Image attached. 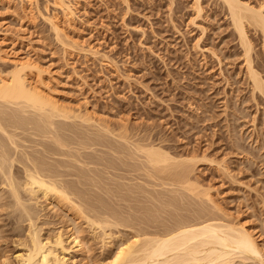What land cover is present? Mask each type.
I'll list each match as a JSON object with an SVG mask.
<instances>
[{
  "label": "rangeland",
  "instance_id": "374dc122",
  "mask_svg": "<svg viewBox=\"0 0 264 264\" xmlns=\"http://www.w3.org/2000/svg\"><path fill=\"white\" fill-rule=\"evenodd\" d=\"M241 1L264 12V0ZM66 3L73 11L70 16L57 7L55 0H0V77L5 78L18 63L30 64L34 68L30 73L33 86H39L45 96L48 94L47 97L73 116L62 122L56 119L57 126L64 124L63 127L68 128H62L66 134L59 131L69 140L68 150L60 148L61 156L47 155L45 147L51 146L52 141L45 138L47 144L44 142L47 140L30 135L36 134L35 130V133L30 132L31 128L25 132L8 128L21 132L17 133L19 137L15 134L12 138L20 148L5 141L14 148L11 154L22 149V155L14 153L18 159L24 158L28 151L29 156L45 158L59 174L63 173L57 177L61 180H57L70 182L76 191L80 189L81 194L91 195L92 211L106 213L111 208L113 213H121L122 216L117 213L116 216L123 217L128 227L111 228L114 233L117 230L113 235L115 242L117 238L130 236L135 229L147 230V237L161 234L168 226H174L175 218H196L194 213L200 209L204 215L206 210L205 217L215 215L223 225L246 229L264 253V96L253 90L248 69L250 64L264 81V35L247 25L252 47L247 51L248 57L221 0H66ZM52 25H56L58 34ZM12 107L14 112L10 106L4 109L12 114L19 111ZM30 114L26 113L25 117L36 118L33 112ZM98 133H103L101 138L108 137L101 139ZM85 141V146L92 142L97 146L93 143L89 145L93 147L86 148L81 144ZM141 147L163 151L173 160L169 161L171 166L183 160L181 163L185 162L191 183L196 185L195 191L189 192L149 168L142 152L139 154ZM41 153L46 154L48 160L44 154L39 155ZM2 188L0 185V190ZM3 191H0V206L7 204L0 207V264L2 261L16 264L15 255L21 251L17 241L25 237L27 223L21 222L20 212L12 205L14 212L11 209L13 213H9L11 200ZM23 194L22 202L25 197L29 198L24 204H29L28 207L35 210L30 211L38 216V221L33 219L40 224L41 233H47L44 237L58 231L67 234L74 226L65 207L50 206L39 197L40 200L35 199L37 204ZM207 195L213 204L207 201ZM85 198L91 200L87 195ZM100 198L105 202L101 203ZM63 213H67L68 218ZM84 220L82 223L79 218L78 226L82 224L85 230L78 228L82 231L80 235L86 237L87 252L91 251L87 255L92 262L104 264L109 250L99 238L92 241ZM127 220L133 227L127 225ZM71 251L75 260L71 264L79 263L81 254ZM256 262L236 258L230 264H259Z\"/></svg>",
  "mask_w": 264,
  "mask_h": 264
},
{
  "label": "bare ground",
  "instance_id": "6f19581e",
  "mask_svg": "<svg viewBox=\"0 0 264 264\" xmlns=\"http://www.w3.org/2000/svg\"><path fill=\"white\" fill-rule=\"evenodd\" d=\"M55 1H56L57 7L59 6V8L62 9L63 13H65L68 16L73 14V11L67 5L68 3H66V0H55ZM221 1L223 2L224 6L226 7V9L228 11V14L230 16V20H231V23L233 25V28L236 30V32L238 34L240 44L243 46L244 50L247 53V51H249L252 47L250 45L251 43H250L249 38L247 36L246 27H247V25L253 26L255 29L257 28L256 30L259 29L258 31H260L262 33V35H264V12H262L261 8L258 10H255V8H252L249 4H246L241 0H221ZM196 4H198V3H196ZM198 7H197V9H198ZM198 12H199V9H198ZM52 26H54V25H52ZM53 29L55 30V32L59 31V30H57L56 25L53 27ZM262 39H264V38H262ZM244 54H245V52H244ZM247 56H248V53H247ZM247 56H246V59H247ZM248 57H250V56H248ZM249 60H251V59H249ZM29 65L18 63L16 65H14L13 71H10L9 74L5 78L0 77V134L2 133L1 134L2 137L3 136L6 137L5 138L6 140H5L4 138H2L0 136V185H1V188L2 187L4 189L6 188V191L5 190L3 191V188L0 191L7 193V197L11 200L10 201L7 199L8 201L11 202V204L9 205L10 207H8V209L7 208H5V209H7L8 211L10 209V211H9V213H10L12 206L15 207V209H18V213L20 212V214L22 215L21 216L19 214L20 217L23 218V219L20 218L21 222H23L22 220H24V222L26 221V223H27L26 224L27 229H25L26 234L24 235L25 237L24 238L22 237L23 239L17 241L18 242L17 247L20 246L19 248H21V251L17 255H15V259L17 261V263L15 261L16 264H71L75 261L73 259V255L71 253L72 252L71 250L78 252L79 255L81 254V256H82L81 261L80 262L78 261L79 263L76 262V264H97L94 260L92 262V258H91V256H89L90 255L89 253L91 252L90 249H88L90 252L89 251L87 252V249L85 247V245L87 244L86 243L87 241L86 242L84 241V238H86V237L83 238V235L82 236L80 235L81 230H79L78 227H80V229H82V228L84 229V227H81V226H83L82 224L78 226V224L80 223V222H78L79 218L81 219L82 223H83V220L85 219L84 220L86 223L85 225H87L89 228V231L88 230L87 231L92 236V238H91L92 241L94 240L93 238H99L98 241L102 243L104 248L105 249L108 248L109 251L106 252L107 254L104 257L105 258L104 264H230L232 261H235L236 258H238V260L239 259L242 260V262L243 261L246 262L247 260H252L255 262L256 261L259 262V264H264V253H262V251H261L262 249H260V247L258 246V242L255 241L253 236L246 229L241 228V227L240 228H234L233 226L223 225V223H221L217 219L218 217H216L215 215H212V216L208 215L211 217H205L206 216V210H204L205 211V215H204L203 212L200 211L198 206L197 207H198L199 211L198 212L196 211L197 212L196 214H198V216L193 212L194 215L196 216V218L181 220V218L177 217V218H179L178 220H180V221H177V218H175L176 223L174 222L175 223L174 226H172V227L168 226V228L166 230L164 229V231L161 234L157 232L158 234L155 233L157 235H154L153 234L154 232L153 233L151 232L153 234V236L147 237V234H146L147 230H146V232H142L145 230L137 231L134 228L135 229V232H134V230H132V228H130L129 230H132L133 233L130 234V236H129V234H127L129 237L127 236L125 239L124 238L122 239V237L120 235H118V237H121V238L115 237L118 239V240H116L117 242H115L113 240V235L115 236L117 230L114 233L111 231V228L116 229V227L118 228L120 226V228L124 229L125 227H128V226H126L124 219H122L123 217L119 218L116 216V213H117V215H121V213H118V211L115 212L116 210L114 211L115 213H113L111 208L108 209V210L111 209L110 212L108 210H106V213H101V211L97 212V210L92 211L93 210L92 206H94V203L91 206V202L93 200L90 198L91 195L89 196V194H86V192L84 193L85 195H87L91 199V200H88L85 198L84 194H81L82 193L81 191L79 192L80 189L76 191V189H74L73 186H70V182L67 183V181H66V184H68V185H66L62 181H59L61 179H59L57 177L61 174L63 176V173H61V171H59L61 173V174H59L51 166L50 163L45 161V158L39 159V157H35L33 154L35 152H32L33 157H35V158H33L31 155L29 156L28 155L29 151H28L27 154L24 153V155H23L24 158H22V156H21L22 159L21 158L18 159V157L16 155H18L20 150L22 152H24L22 149H20L18 152H16L17 150L14 151V153L16 152V155H14V153H12L13 154L12 155L11 150L13 152L14 148L13 149H12V147L10 148L9 147L10 145L13 144L12 146H14L16 149H17V147L20 148V146H15V142L17 140L15 141L12 139V138H14L15 134H16V137L18 136L17 133L19 132V130L17 133L14 131L15 132L14 133L12 131L13 129L14 130L15 129L16 130L21 129V131L24 130V132H25L26 129L29 130L31 128V129H33V131H30V132H32V133L36 132V134H30V135H32V136L37 135L35 137L37 138L39 136L38 138L40 140H42V138H43V140L45 138H49L50 139L49 142L52 141V142H50L52 145L50 144L51 146H47V148L44 146L46 149L45 153H46V151L48 152L47 155H49V154H51V155L54 154V156L57 154L60 155L61 154L60 148H66V147L68 148V145H69V143H68L69 140L67 141V139L65 138V135L62 136V134H60V133L64 132V131H62V128L63 129H64V127L66 128L67 125L65 124L66 126L63 127L64 124L61 125V123H60L61 126L60 127L57 126V125H59V123H57L58 121L56 122V119H62L61 120V122H62L65 119L70 120L71 118H73V116L71 117V115H70L71 113H68L69 110L66 111V108L61 109L60 105L58 104L59 105L58 106L56 104V102L53 101L54 99L52 100L49 97H47L48 94H47V96H45L44 93H42L43 91L40 90L39 86L38 87L33 86V83H31V81H30V73H32L31 70L34 68H32ZM249 66H250V64H249ZM249 66H248V69H249L250 78L252 81L253 90L255 92L257 91V92L261 93L262 96H264V81H262V78L259 75V73L256 70H254V68L252 66H250V67ZM9 106H10L11 111L14 110V109H11V106H13L14 108H17L16 110H19V111L12 114V112L9 110V112H11V113H9L7 109H4V108L9 109ZM29 111H31V112H29ZM32 112L36 115V118L30 119V118H32L31 116H30V118H28L29 116L25 117L26 113H29V115H31L30 113H32ZM33 117H35V116H33ZM85 121H86V119H85ZM75 127H76V125H75ZM8 128H10L12 130L9 131ZM70 128H71V126H70ZM60 129L62 132L59 133ZM66 129H68V128H66ZM34 130H35V132H34ZM72 132L74 133V131H72ZM76 132H80V131H76ZM76 132L74 134L76 136L75 138H77V135H78ZM85 132H86V130H85ZM20 133L21 132H19V134ZM64 133L66 134L67 132L65 131ZM88 134H90V133H88ZM99 134H100V138H101L103 133L102 134L98 133L97 135H99ZM70 135L72 137V134H70ZM94 136H95V134H94ZM105 136H107V135H105ZM16 137H15V139H16ZM80 137H81V135H80ZM90 137H91V135H90ZM98 137H96V139ZM107 137L103 136L101 139L107 138ZM115 137H116V135H115ZM89 138L88 139L86 138V139L89 140L88 142H91V140H90L91 138L90 139ZM45 140H47V139H45ZM80 140H81V138H80ZM80 140H78V141H80ZM5 141H7V142L9 141L10 145L8 146L7 145L8 143ZM86 141L84 143L81 142L82 146H84L86 148L90 144L94 143V142H92L90 144H87V146H85L83 144H85ZM92 141H94L93 138H92ZM44 142L49 144L48 140L44 141ZM96 142H99V140ZM102 142H104V141H102ZM40 143H42V141ZM53 144L55 146H53ZM110 144H111V142H110ZM41 145H44V144H41ZM97 145L99 146V145H101V143L99 142V144H97ZM127 145H128V143H127ZM78 146H80V144ZM91 147H93V146H89L88 148H91ZM137 147H139V146H137ZM69 148H70V146H69ZM82 148L83 147H81V149ZM86 148H83V149H86ZM142 149L143 150H141V151L139 149H137V150L140 151L139 154L142 152L141 154H143L145 157V161H144L145 164L149 168L151 167V169H153L154 172L156 170L157 173L165 175L164 178L167 176V179L169 178L168 180L171 179V181H173V183L174 182H177L176 184L179 183L181 185V186L179 185L181 188L184 187L189 192L195 191L194 189H196V187H195L196 185L191 183L189 176H188V174H190V173L188 172L187 167L185 165H183L185 162L181 163L183 160L180 161V163L177 164L176 166H171L172 164L169 161H173V160H171V158H169V156L167 154H164L163 151L161 152L160 150H157L158 148L151 149V148L147 147V149H144V148H142ZM134 150L136 151L135 148H134ZM39 151H41V150H39ZM39 151H38V153H39ZM111 151L114 153L113 150H111ZM77 152H74V153H77ZM66 153L67 152H65V154ZM19 154L22 155L23 153L20 152ZM37 154H35V155L37 156ZM43 154L41 153L39 155H43ZM68 154L69 153H67L66 156H68ZM44 155H43V157H46V160H48L47 155L46 154H44ZM14 156L17 158H15ZM62 156H65V155L62 154ZM72 156H73V154H72ZM79 156H80V154H79ZM114 156L116 157V155H114ZM119 156H120V154H119ZM40 157H42V156H40ZM74 157H76V156L74 155ZM136 157H137V155H136ZM132 159H133V157H132ZM90 160H91V158H90ZM99 160H101V159H99ZM76 161H78V160H76ZM57 162H56V164H57ZM15 163H16V165H17V163L19 164L17 168H16V165L14 166ZM65 163H66V161H65ZM173 164H175V163L173 162ZM57 166L58 165H56V167ZM63 166H64V164H63ZM73 166H74V164L72 165V167ZM106 166H108V165H106ZM78 167H79V165H78ZM68 168H69V166H68ZM136 168H138V167H136ZM189 168H192V167L190 166ZM133 169H135V168H133ZM78 170H79V168H78ZM138 170H140V169H138ZM82 172H83V170H82ZM87 172H86V174H87ZM81 174H83V173H81ZM144 174H146V173H144ZM147 174H148V172H147ZM147 174H146V177H147ZM59 177H61V176H59ZM56 178L59 180H57ZM148 178H149V175H148ZM77 180H76V182H77ZM162 180H164V179H162ZM93 181H95V180L93 179ZM79 183H80V181H79ZM72 185H74V184H72ZM78 186H79V184H78ZM173 186H174V184H173ZM97 189H98V187H97ZM128 190H129V188H128ZM22 193H24L25 195L30 197L29 201H35V199L37 200L39 197V198H43L42 200L43 201L45 200V202H47V204H49L50 206L51 205H54L57 207L59 206V209H61V207H62V209L65 207L66 211L71 214L70 215L71 216L70 222H72V224H74V226L71 225L72 227H71V229H68L69 231L67 232V234H62L60 231H58V232L54 233V235L51 237H50V235H49V237H44L43 235H46L47 233L46 234L41 233V230L38 227V225L40 226V224H37L38 220L36 219L38 216L35 217V215H34V214H36V213H34L35 210L33 208L31 209V207L29 208L28 207L29 204L27 206H25L24 203L28 202L26 200H28L29 198L25 197L24 194H23V196L25 198L24 197L23 198H24L25 202L24 203L22 202L23 201L21 198ZM196 193H198V192L196 191ZM202 194L205 195V193H202ZM175 195H177V194H175ZM189 195H187V196H189ZM197 195L195 194V196H197ZM4 197L7 198L6 196H4ZM4 197H3V200H5ZM111 197H114V196H111ZM196 198L198 199L197 200L198 202L201 201V200H199L200 198H198V197H196ZM96 199L97 198H95V200ZM155 199H156V197H155ZM206 199H207V201H209L210 203L213 204L212 199H210V197H208V195L206 196ZM38 200H40V199H38ZM87 200L90 201V203ZM95 200H94V202H95ZM102 200L100 198V202L101 201L105 202L104 199H102ZM129 200H130V198H129ZM174 200H175V198H174ZM179 200H181V199H179ZM204 200H205V198H204ZM98 202H99V200H98ZM176 202H177V200H176ZM5 204H7V202L3 203V205H5ZM99 204H96V206ZM189 204H190V202H189ZM3 205L0 207H3ZM180 205H182V204H180ZM31 206H33V205L31 204ZM177 206H178V204H177ZM177 206H174V207H177ZM214 206H215V204H214ZM106 207H107V205H106ZM106 207H103V209L104 208L107 209ZM98 208H101V206L100 207L98 206ZM30 209L34 210V211H30ZM103 209H101V210H103ZM128 209H130V208H128ZM147 209L149 211L151 210L149 208H147ZM158 209H160V208H158ZM172 209H173V207H172ZM191 209H192V207H191ZM98 210H100V209H98ZM1 211H3V209ZM5 211L6 210H4V212ZM15 211H17V210H15ZM91 211L93 212V214L96 211L97 214H94V216L92 214V216H91V214L89 213ZM147 211H145V212H147ZM163 211H164V209H163ZM169 211H171V210H169ZM176 211H179V210H176ZM187 211L188 210H186V212ZM218 211H220V210L218 209ZM13 212H14V210H13ZM13 212H11V213H13ZM103 212H105V210ZM107 212H108V214H107ZM174 212H175V210H174ZM188 212H191V210ZM31 213H33L34 216ZM110 213H112V214H110ZM171 213L172 212H170V214ZM144 214L145 213H143V216H144ZM149 214L152 215V213H149ZM19 215H17V216L19 217ZM63 215H66L68 218L67 213H63ZM140 215H142V214H140ZM151 215H149V216L151 217ZM10 216H12V215H10ZM153 216H155V215H153ZM177 216H180V215H177ZM213 216H215L216 219ZM18 217H16V218H18ZM34 217L37 221H35L33 219ZM81 217H83V218H81ZM172 217L173 216L171 214V219H172ZM191 217H193V216H191ZM71 218H72V220H71ZM145 218H147V217L145 216ZM155 218H156V216H155ZM184 218H187V217H184ZM14 219H15V217H14ZM148 219H149V217H148ZM144 220H147V219H144ZM153 220H155V219L153 218ZM68 221H69V219H68ZM128 221H130V220H127L126 222H128ZM131 221H133V220H131ZM164 221L165 220H163L162 222H164ZM132 223H134V222H132ZM129 224L130 223L128 222L127 225H129ZM172 224H173V222H172ZM41 226H42V224H41ZM131 226L132 225H129V227H131ZM135 227H137V226H135ZM138 227H139V224H138ZM24 228L25 227H23V229ZM164 228H165V226H164ZM125 229H127V228H125ZM139 229H141V228H138V230ZM148 229H150V228H148ZM81 233H82V231H81ZM84 233H85V231H84ZM21 234H23V233H21ZM119 234H120V232H119ZM90 235H88V236H90ZM121 235H122V233H121ZM123 237H125V235ZM102 245H100L101 248H102ZM75 252H73V253H75ZM87 254H89V255H87ZM1 256H2V254H1ZM93 259H94V257H93ZM2 262L4 263V261H2ZM2 262H1V264H2ZM4 264H6V262Z\"/></svg>",
  "mask_w": 264,
  "mask_h": 264
}]
</instances>
